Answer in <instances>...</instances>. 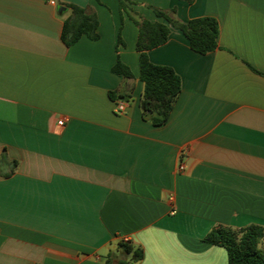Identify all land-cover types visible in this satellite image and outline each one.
Returning <instances> with one entry per match:
<instances>
[{"label": "crops", "instance_id": "crops-1", "mask_svg": "<svg viewBox=\"0 0 264 264\" xmlns=\"http://www.w3.org/2000/svg\"><path fill=\"white\" fill-rule=\"evenodd\" d=\"M125 3L0 0V156L16 163L0 175V264H104L124 239L135 264H228L212 228L264 232V0ZM64 4L96 15L97 40L62 43ZM154 9L218 24L209 53L175 27L147 52L180 79L160 126L139 106L132 20L164 22Z\"/></svg>", "mask_w": 264, "mask_h": 264}, {"label": "trees", "instance_id": "trees-1", "mask_svg": "<svg viewBox=\"0 0 264 264\" xmlns=\"http://www.w3.org/2000/svg\"><path fill=\"white\" fill-rule=\"evenodd\" d=\"M125 2L126 0H118L120 10L126 12L128 8ZM64 6L70 14L62 23L60 32L62 43L69 47L82 36L97 40L96 15L74 4H64ZM171 13L172 11L166 13L154 9L156 17L164 22L132 18L138 31L135 42L138 53V77L143 83L139 106L142 116L154 126L163 125L167 121L180 93V79L170 67L151 63L147 52L166 42L170 27L179 29L190 49L196 53L206 54L218 47V24L215 19L201 17L179 22L171 16ZM111 72L124 79L132 78L129 68L119 58H116ZM109 96L112 99L117 98L116 101L127 102L126 97L122 95L110 93ZM15 164V161L10 162L2 153L0 175L7 177L12 173ZM263 239V229L256 225H249L236 231L225 226H216L203 238L205 242L222 246L226 250L228 264H264V250L258 247ZM118 250V254L109 253L104 264H135L143 258L142 249L133 248L128 242H119Z\"/></svg>", "mask_w": 264, "mask_h": 264}, {"label": "built area", "instance_id": "built-area-1", "mask_svg": "<svg viewBox=\"0 0 264 264\" xmlns=\"http://www.w3.org/2000/svg\"><path fill=\"white\" fill-rule=\"evenodd\" d=\"M51 3L53 4V1H51ZM126 103L127 102H122V101H117L116 104H115V107H114V112L115 113H122L124 111V108L126 106ZM60 125L62 124V121H59L58 122ZM181 169V167H180ZM171 200V198H169ZM174 211H172L173 213ZM124 242H128V239H124L123 240Z\"/></svg>", "mask_w": 264, "mask_h": 264}, {"label": "rangeland", "instance_id": "rangeland-1", "mask_svg": "<svg viewBox=\"0 0 264 264\" xmlns=\"http://www.w3.org/2000/svg\"><path fill=\"white\" fill-rule=\"evenodd\" d=\"M258 247L260 248V246L258 245ZM119 258H121V255L119 256Z\"/></svg>", "mask_w": 264, "mask_h": 264}]
</instances>
